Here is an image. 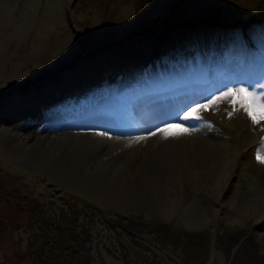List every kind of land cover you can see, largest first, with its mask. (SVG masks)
I'll return each instance as SVG.
<instances>
[{
  "label": "rangeland",
  "instance_id": "obj_1",
  "mask_svg": "<svg viewBox=\"0 0 264 264\" xmlns=\"http://www.w3.org/2000/svg\"><path fill=\"white\" fill-rule=\"evenodd\" d=\"M0 68V264H35V211L73 206L93 220L91 264H173L159 225L208 230L190 264H264V121L222 95L264 92V0H0ZM200 84L212 90L200 119L183 120L180 96ZM90 128L121 147L53 172L60 141L49 136ZM129 214L148 238L122 255L113 228ZM223 227L249 236L242 263L237 245L214 247Z\"/></svg>",
  "mask_w": 264,
  "mask_h": 264
},
{
  "label": "trees",
  "instance_id": "obj_2",
  "mask_svg": "<svg viewBox=\"0 0 264 264\" xmlns=\"http://www.w3.org/2000/svg\"><path fill=\"white\" fill-rule=\"evenodd\" d=\"M35 205L39 206L41 200L35 197ZM43 204V203H42ZM34 205V206H35ZM72 212L61 211V214H51L45 212L44 208H34L36 210L35 224L39 227V235L35 233L30 235L27 240L26 252L32 254L35 259V264H91L93 252L92 247V233L91 226L93 220L85 215L79 216V208L73 206ZM73 207L71 209H73ZM32 214V212H30ZM124 217L125 221L121 223L120 227L114 226L113 235L116 243L120 246L119 251L123 255L130 249L133 250V241L143 240L142 237H147L145 229L147 226H142V221L136 219L135 215L129 214ZM118 216V217H119ZM162 226V227H160ZM130 228V229H127ZM153 236L159 232L161 236L158 247H161L162 242L164 246L171 244L172 248L176 249V260L173 264H190L198 258L199 253H206L210 245L209 233L206 228L200 230H184L181 229L177 233H172L165 225L156 227ZM125 230V231H124ZM129 231L128 237H124L123 233ZM138 231V232H137ZM232 233V234H231ZM145 234V235H141ZM220 234L224 237L220 238L218 235L214 241V247H221L225 254H229L231 249L236 246L233 258L242 261L243 250H247L249 246V236L242 238L246 232L240 229L238 232L227 231L221 229ZM148 238V237H147ZM242 238V239H241ZM251 238V237H250ZM168 239V242L166 241ZM255 243V239H252ZM154 243V242H153ZM247 245V246H246ZM178 248V249H177ZM97 255H100V250L95 247ZM139 252L143 256L142 250H135L134 253ZM130 254V253H129ZM263 254V253H262ZM128 258V256H126ZM144 258L143 264H151V260L147 255ZM125 259V256H124ZM125 264H129V260L125 259ZM156 262V261H155ZM242 263V262H241Z\"/></svg>",
  "mask_w": 264,
  "mask_h": 264
},
{
  "label": "bare ground",
  "instance_id": "obj_3",
  "mask_svg": "<svg viewBox=\"0 0 264 264\" xmlns=\"http://www.w3.org/2000/svg\"><path fill=\"white\" fill-rule=\"evenodd\" d=\"M38 52V48L34 45L30 47V56H33ZM10 73H15L18 69V60H16L15 64L12 66ZM2 69L0 68V73ZM219 76H222L221 73ZM223 78V77H222ZM223 79H220L219 82H222ZM222 90L221 84L218 83L215 86V91L220 93ZM212 93V90L204 84L197 85V87L191 91L190 93H185L181 95L180 102L184 105V107L180 110V118H182L185 113H188L191 109L196 108L197 105H203V96L207 97ZM209 94V95H208ZM191 96H194V98H197L194 100L193 104L189 103V100L192 98ZM202 98V99H201ZM201 101V102H200ZM157 115H155L153 118H155ZM152 118V119H153ZM149 119V120H152ZM98 130H94L93 128H90L89 130L76 134L75 132L66 129L63 131L62 134L58 136H49L50 139L57 140L59 139L60 143L54 150L49 151H55L56 155L54 158V165L52 166L53 172L58 171H65L69 172L70 169H74L76 172L78 170H84L86 162L85 160H88V157L90 156V153L97 154L99 153L101 156H112L114 154V151L121 147V143L117 139L109 138L107 135L98 133ZM20 138H15L14 141L12 140L11 143L15 145L23 144ZM23 140V139H22ZM91 149L89 154L83 153V150ZM82 155V158L80 159ZM103 171L105 170L102 169ZM106 171V170H105ZM132 185V184H129ZM151 184L150 186H152ZM135 192V191H133ZM120 194H124L123 192H120Z\"/></svg>",
  "mask_w": 264,
  "mask_h": 264
},
{
  "label": "snow or ice",
  "instance_id": "obj_4",
  "mask_svg": "<svg viewBox=\"0 0 264 264\" xmlns=\"http://www.w3.org/2000/svg\"><path fill=\"white\" fill-rule=\"evenodd\" d=\"M222 95L235 97V99L232 101L234 110L235 106L239 105L254 124H257L260 121H264V92L257 93L255 87L249 89L247 87L241 86L235 89L230 88L226 93H223ZM215 99L216 98H214L212 101H209L208 103H213ZM204 107L205 105H197L196 108H193L188 113H185L182 119L199 120L200 116L197 114V110ZM170 134L174 135L175 133ZM257 159L264 163V155L258 154Z\"/></svg>",
  "mask_w": 264,
  "mask_h": 264
},
{
  "label": "water",
  "instance_id": "obj_5",
  "mask_svg": "<svg viewBox=\"0 0 264 264\" xmlns=\"http://www.w3.org/2000/svg\"><path fill=\"white\" fill-rule=\"evenodd\" d=\"M191 104H193L194 102H190Z\"/></svg>",
  "mask_w": 264,
  "mask_h": 264
}]
</instances>
